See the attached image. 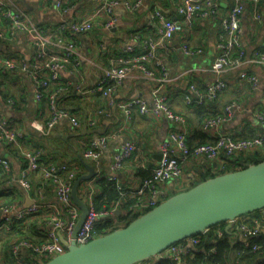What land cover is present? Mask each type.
I'll use <instances>...</instances> for the list:
<instances>
[{
	"label": "built area",
	"instance_id": "built-area-1",
	"mask_svg": "<svg viewBox=\"0 0 264 264\" xmlns=\"http://www.w3.org/2000/svg\"><path fill=\"white\" fill-rule=\"evenodd\" d=\"M73 1L75 0H39V5L40 9L47 10L52 4L61 17H64L72 10ZM221 1L226 0H169L168 13L157 6H152L148 11L154 32L152 36L144 37L139 32L134 33L133 44L125 46L120 53L105 50L99 43L97 57L90 59L79 52L77 38L92 32L97 24L101 29L111 31L116 26L118 10L129 15L136 14L144 6L143 0H94L91 13L83 20L64 18L52 26L38 23L24 6L18 3V0H0V71L2 74L27 76L33 83L34 100L38 103H46L47 118L44 120L39 117L32 118L28 123L29 131L45 138L51 136L62 124H68L73 130L81 129L82 126L93 129L100 125L101 120L111 118L115 110H120L127 121L131 119L133 113H137L143 117L163 116L170 122L185 126V117L171 110L168 96L158 92V89H154L150 102L142 97L116 101L115 96L123 81L134 74H139L146 81L166 84L203 72L202 69L189 68L173 77L162 60L163 57L171 56L175 52L173 38L185 29L191 28L197 19L215 18L219 14ZM227 1L229 2L227 12L222 16L218 26L217 52L207 69L213 75V80L204 87L198 86L195 82L188 83L181 92L182 101L187 107L205 111V108L214 103L226 90L227 84L223 77L227 73L241 69L246 64L257 65L264 69V49L255 50L252 56L247 58L241 38V18L246 7L252 9L253 20L260 22L259 8L264 4V0ZM97 20L100 22L96 23ZM18 44L22 46V50L18 48ZM180 48L190 57L198 56L201 52L186 45ZM102 60L104 65H100ZM83 63L102 70V76L93 86L84 83L81 73ZM64 72L75 74L79 82L71 87V84L62 79ZM239 79L242 83H248L253 89L257 84L256 77L247 73L241 74ZM73 88L80 100L95 101L97 98L102 100L101 105L95 109L94 116L84 122L77 114L59 105L60 98L69 94ZM3 92L4 83L0 79V96ZM3 99L8 108L14 107V99L8 97ZM241 111V104L231 101L224 106L222 112L203 118L200 130L210 135L212 131L216 132L221 125L231 121L235 114ZM254 118L256 124L261 127L262 133L250 138L232 137L217 132L208 142L190 147L182 130L172 133L169 139L161 144L159 163L152 170L150 177L144 178L135 188L122 186L114 176L124 168L125 163L137 150L135 143L131 141L121 143L110 165L113 176L105 178L115 184L121 198L110 207L97 210L91 194H85L86 199L80 196L86 203L87 215L76 234L75 244L77 246L86 244L122 228L128 220L149 212L172 195L179 193V189L168 185L182 178L183 167L187 164H196L203 159L208 166L200 173L208 172L214 177L241 169L242 161L254 153L264 156V108L257 111ZM120 131L121 129H116L91 139L82 154L83 160L100 159L108 143L117 138ZM27 137L28 135L17 123L5 117L0 111V143L16 147L18 154L24 160L19 174L10 176L4 184L5 187L19 186L30 200L28 192L32 191L33 185L29 177L35 174L39 178L34 190V198L31 199L33 203L28 206L7 202L0 191V234H12L14 229L24 228L34 221L39 232L31 238L11 239L5 251L0 247V264H45L62 255L66 249L59 240V234L69 242L80 217V210L71 199L72 186L79 175L78 167L57 163L47 158L44 149L40 147L23 151L21 145L27 142ZM0 167L6 172L11 170L9 162L4 158H0ZM194 179L195 174L193 178L184 181L183 188L187 190L192 187ZM48 187H51L55 194L59 206L58 216L50 214L47 205L42 201ZM3 194H10V191L7 190ZM127 199L132 201L128 203ZM121 210L125 211L124 215L121 214ZM117 212L118 216L124 218L123 222L117 223L116 227L110 222L101 232L96 230L99 220H111ZM251 216L253 215H245L230 223L240 234L238 239L245 242L235 251L234 264H239L243 255L258 253L264 249V242H250L264 235V216ZM219 226L224 225H218L201 235L210 232L216 239L220 238L224 230ZM216 239L211 242L215 243ZM187 242L197 249L200 242L199 235L169 246L158 254L157 258L150 260H153V264L162 260L169 264H186V257L188 263L195 261L191 251H185ZM213 250L214 248H211L209 252ZM4 252L7 253V258L3 255Z\"/></svg>",
	"mask_w": 264,
	"mask_h": 264
},
{
	"label": "crops",
	"instance_id": "crops-1",
	"mask_svg": "<svg viewBox=\"0 0 264 264\" xmlns=\"http://www.w3.org/2000/svg\"><path fill=\"white\" fill-rule=\"evenodd\" d=\"M18 3L24 6L38 23L47 26L56 25L64 18L81 21L91 13L94 7V0H75L72 4V10L64 17H61L52 4L49 5L47 10H42L40 9L39 0H18ZM143 3L142 9L133 15L118 10L116 12L117 23L111 31H105L97 24L92 32L79 36L77 38L79 52L87 58L95 59L99 43L104 46L105 50L120 53L125 46L133 44L132 35L134 33L139 32L144 37L152 36L154 32L148 18V11L152 6H157L168 13L170 11L169 0H143ZM228 4L227 0L221 1L219 14L215 18L211 20L197 19L191 28L185 29L181 34H177L172 40L175 52L171 56L163 57L162 60L169 74L173 77L177 76L182 70L189 68L202 69L203 72L166 84H161L157 81H146L139 74H134L123 81L115 96L116 101L142 97L147 102H150L154 89H158V92L168 96L171 110L185 117V126L182 127L177 123L170 122L163 116L143 117L137 113H133L131 119L127 121L120 110H115L111 118L101 120L100 125L96 128L89 129L82 126L81 129L73 130L68 124H62L54 130L51 136L38 137L29 131L28 123L34 117H39L41 120L47 118L46 103H38L34 100L33 83L27 76L7 73L0 75L1 81H4V92L0 96V111L4 113L5 117L17 123L28 135L27 142L21 145L22 150H34L40 147L44 149L47 158L57 163L78 165L79 175L86 174L87 171L81 162L83 160L82 154L90 140L97 135L121 129L119 136L108 143L100 159L93 161L83 160L85 164L95 169L96 175L92 180L82 182L79 192L81 190L83 194H91L95 203V196L99 193L95 182L98 179L113 176L110 171V165L114 154L124 141L135 143L137 150L125 163L124 168L114 176L122 186L135 188L158 165L160 146L174 132L182 130L187 137V143L192 146L208 142L217 132L238 138H250L257 133H262L261 127L256 124L254 118L255 113L264 108V69L260 66L246 64L241 69L227 73L223 77L227 84L226 90L219 95L214 103L208 105L205 111L187 107L181 98V92L188 83L195 82L198 86L204 87L212 82L213 75L207 69L210 67L217 52L218 26L222 16L227 12ZM27 8H31V11ZM259 14L261 15V20L260 22H255L252 18V9L247 6L241 18V38L247 58H250L255 50L264 49V4L260 5ZM99 22L100 20L96 21V23ZM182 45L198 49L201 52L198 56H187L180 48ZM18 48L22 50V46L19 45ZM100 65H104L103 60ZM81 73L87 86H93L102 76L101 68L90 67L86 63L82 64ZM243 73L256 77L257 84L254 89L248 83L241 82L239 77ZM62 79L71 84V87H74L79 82V78L75 74L67 72L62 73ZM3 97L13 98L15 100L14 107L8 108ZM61 98L59 105L77 114L82 122L92 118L95 109L102 103L100 98L95 101L91 99L78 100L74 88L69 94ZM231 101L239 102L242 111L235 114L231 121L221 125L216 132L212 131L210 135L203 134L200 130L202 113L208 112V114L210 113L209 115L220 113L224 106ZM17 150L16 147L5 146L0 143V158H4L9 162L15 176L23 168V159H20L21 156L17 154ZM79 163L83 168L80 167ZM207 166L208 164L203 159L196 164L185 165L182 178L168 186L179 189V193L183 192L185 190L183 188L184 181L193 178L194 174L195 179L193 181L199 180V172L204 171ZM29 179L33 185L32 191L28 192L30 200L27 199L24 190L17 185H13L14 189L9 190L10 194H7L8 198H6V201L9 202L8 199L13 198V202L26 206L27 202L34 198V190L39 183L35 174L31 175ZM42 201L47 205V211L50 214L58 216L59 206L51 187L47 188ZM260 215L264 216V212H261ZM117 217L118 215L109 222L112 224L117 223ZM230 225L231 227L228 231L230 239L234 244L236 242L245 244L242 239V241L239 240L240 238L238 239L240 234H238L234 225ZM224 227L225 225L223 230ZM11 235L13 234H0V247L6 245L5 241ZM210 235L211 233L209 232L204 237L208 238ZM195 250L196 248L189 242L185 244L186 252H194ZM152 261L148 260L146 263L153 264Z\"/></svg>",
	"mask_w": 264,
	"mask_h": 264
},
{
	"label": "water",
	"instance_id": "water-1",
	"mask_svg": "<svg viewBox=\"0 0 264 264\" xmlns=\"http://www.w3.org/2000/svg\"><path fill=\"white\" fill-rule=\"evenodd\" d=\"M81 163L87 173L76 178L71 190V199L80 210V217L69 242L59 234L65 253L45 264H141L157 258L169 246L218 225H225L224 232L230 235V223L245 215L264 212L262 161L207 178L172 195L122 228L77 246L74 239L87 215L79 187L96 175L92 166L83 160ZM32 203L28 201L26 206Z\"/></svg>",
	"mask_w": 264,
	"mask_h": 264
},
{
	"label": "trees",
	"instance_id": "trees-1",
	"mask_svg": "<svg viewBox=\"0 0 264 264\" xmlns=\"http://www.w3.org/2000/svg\"><path fill=\"white\" fill-rule=\"evenodd\" d=\"M1 74L2 73L0 71V75ZM2 75H5V74H2ZM8 98H11V97H8ZM209 114L208 112L202 113L201 119L203 120V118H205L206 116H210ZM204 143L206 142H203L200 144H204ZM188 145L192 147V145L190 144ZM20 159H22V157H20ZM262 161H264V156H260L258 153H254L250 156H247L242 161V165H240V167L243 168L249 164L259 163ZM80 167L83 168L82 165H80ZM12 175H13L12 168L10 172H6L0 167V191L5 198H8V197L6 194H3V193L6 192L7 190L9 191L10 189H14L13 185H9L6 187L4 185L6 180L9 179L10 176ZM150 175L151 173L149 175H146L145 178L150 177ZM210 177H213V175H210L208 172L202 173V174L199 172V180L194 181L192 186ZM38 181H39V178H38ZM95 185L97 189L99 190V193L95 196V206L97 210H101L103 207H110L111 205L116 203L121 198L114 183L108 182L106 179L101 178L95 182ZM8 201L13 202V198H9ZM131 201H132L131 199H127L128 203H130ZM124 205H126V203ZM260 214H261V211H258V212L252 213L251 215H255V217H260L262 216ZM121 219H122L121 216L117 217V220H121ZM109 221L110 220H99L96 226V230L98 232H101L103 229H106L107 226H109L110 224ZM128 221H131V220H128ZM221 227L223 229V226ZM37 228L38 226L36 222L34 221L31 224H29V226H26L20 229H14L12 233L13 235L9 236V238L5 241L6 245L2 246L1 248L5 251L8 242L13 238H17V237H24V238L30 237L31 238L33 235H38L39 232ZM213 239L215 240L216 237H213L212 234L208 238L202 235H199V240H200L199 245L197 246V249L194 252H191L194 255L195 261H191L188 263V260L186 257V262H187L186 264H199V263H202V264H234L233 255L241 243L234 244L232 240L230 239V235H228L224 231H223L222 236L216 239L215 243L211 242V240ZM250 242H256V243L264 242V235L257 239H252L250 240ZM211 248H214V250L212 252H209ZM3 255L6 256L5 258H7L6 252H4ZM263 257H264V249L258 253H250V254L243 255L239 264H264ZM157 264H169V263L167 261L162 260Z\"/></svg>",
	"mask_w": 264,
	"mask_h": 264
},
{
	"label": "rangeland",
	"instance_id": "rangeland-1",
	"mask_svg": "<svg viewBox=\"0 0 264 264\" xmlns=\"http://www.w3.org/2000/svg\"><path fill=\"white\" fill-rule=\"evenodd\" d=\"M1 75H2V74H1ZM3 82H4V81H3ZM77 99H78V98H77ZM78 100H80V99H78ZM82 100H83V99H82ZM77 166H78V165H77ZM78 167H79V166H78ZM79 194H80V196H81L82 198L86 199V195L83 194L81 190H80ZM120 212H121L122 215L125 214V211H124V210H121ZM123 221H124L123 219H121V220H117V223H119V222H123ZM117 223H115V226H114V227L118 226V225H116ZM125 224H126V223H124L123 226H124Z\"/></svg>",
	"mask_w": 264,
	"mask_h": 264
}]
</instances>
